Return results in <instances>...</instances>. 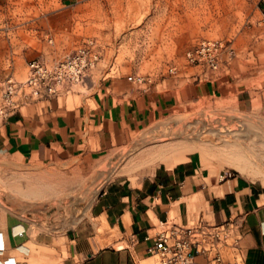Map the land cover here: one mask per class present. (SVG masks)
<instances>
[{
  "label": "rangeland",
  "instance_id": "1",
  "mask_svg": "<svg viewBox=\"0 0 264 264\" xmlns=\"http://www.w3.org/2000/svg\"><path fill=\"white\" fill-rule=\"evenodd\" d=\"M202 41L222 43L216 68L187 57ZM79 48L92 61L83 77L46 93L30 64L52 66ZM113 79L141 98L164 99L167 111L90 170L61 154L1 156L0 223L74 228L104 187L137 185L190 154L217 179L264 183V0H0V126L29 122L47 100L79 104ZM210 81L215 96L195 92Z\"/></svg>",
  "mask_w": 264,
  "mask_h": 264
},
{
  "label": "crops",
  "instance_id": "2",
  "mask_svg": "<svg viewBox=\"0 0 264 264\" xmlns=\"http://www.w3.org/2000/svg\"><path fill=\"white\" fill-rule=\"evenodd\" d=\"M194 89L200 96L219 92L212 81ZM167 106L164 99L141 98L125 89L124 80L113 79L108 90L101 86L79 104L47 100L29 122L19 125L17 119L0 126V157L45 160L61 154L90 170L121 140L160 119ZM262 185L241 177L219 180L190 154L155 168L137 185L104 187L89 217L74 228L56 232L19 218L5 220L0 223V264H154L147 248L160 222L170 218L176 224L202 220L218 227L217 249L205 244L195 264H264Z\"/></svg>",
  "mask_w": 264,
  "mask_h": 264
},
{
  "label": "built area",
  "instance_id": "3",
  "mask_svg": "<svg viewBox=\"0 0 264 264\" xmlns=\"http://www.w3.org/2000/svg\"><path fill=\"white\" fill-rule=\"evenodd\" d=\"M222 46L221 42L202 41L187 53V57L192 62H206L216 68L218 51ZM87 54V50L79 48L74 54L65 56L52 66L38 61L32 62L30 66L38 73L41 88L48 94H55L60 88L71 90L80 81L86 68L92 64V61L86 60ZM227 177L230 174H219L220 180ZM217 228L202 220L191 225L165 220L160 222L159 230L154 235L153 244L147 248V253L155 257L154 264H195V255L205 250V244L217 249L214 245V240L218 239ZM215 261H219L218 252Z\"/></svg>",
  "mask_w": 264,
  "mask_h": 264
},
{
  "label": "bare ground",
  "instance_id": "4",
  "mask_svg": "<svg viewBox=\"0 0 264 264\" xmlns=\"http://www.w3.org/2000/svg\"><path fill=\"white\" fill-rule=\"evenodd\" d=\"M184 127V126H183ZM182 127V129L179 130V132L181 133V135L183 136H189V133ZM191 135V134H190ZM193 136V135H192ZM258 136L260 137V135L258 134ZM199 137V136H198ZM261 138V137H260ZM146 139V138H145ZM158 139V138H155ZM148 140H143L142 142H146ZM106 174V173H105Z\"/></svg>",
  "mask_w": 264,
  "mask_h": 264
}]
</instances>
